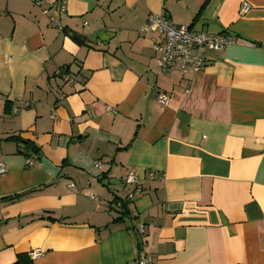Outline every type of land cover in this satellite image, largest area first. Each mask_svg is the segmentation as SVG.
<instances>
[{"label":"crops","instance_id":"crops-1","mask_svg":"<svg viewBox=\"0 0 264 264\" xmlns=\"http://www.w3.org/2000/svg\"><path fill=\"white\" fill-rule=\"evenodd\" d=\"M153 14L237 43L161 74ZM59 21L0 0V264H137V223L150 264H264V0H66Z\"/></svg>","mask_w":264,"mask_h":264},{"label":"built area","instance_id":"built-area-1","mask_svg":"<svg viewBox=\"0 0 264 264\" xmlns=\"http://www.w3.org/2000/svg\"><path fill=\"white\" fill-rule=\"evenodd\" d=\"M34 5L41 9L42 14L47 17L52 27L58 31H63L59 18L66 13V0H30ZM249 6L244 5L241 13L245 14ZM141 35L151 34V49L155 60V65L161 74L179 73L182 75L201 72L206 66V52H220L225 47L235 45L237 40L228 34L212 36L203 32H197L183 25L172 24L164 14L150 15L144 24L140 27ZM159 104L165 105L167 97L159 94L156 97ZM23 108L31 106L30 103L19 102ZM20 108H13L12 114H17ZM50 120L54 121L56 115L51 111ZM95 169H100L101 164L95 162ZM6 173V168L0 164V176ZM152 174L149 178L152 179ZM126 186L132 188L127 199L134 201L141 195V182L132 171L127 172L123 177ZM73 186L69 185L71 189ZM92 201H96L91 197ZM140 235H145V227L139 224L137 227ZM41 252L35 251L32 256H39ZM137 264H150V261L144 252H141L137 259Z\"/></svg>","mask_w":264,"mask_h":264},{"label":"trees","instance_id":"trees-1","mask_svg":"<svg viewBox=\"0 0 264 264\" xmlns=\"http://www.w3.org/2000/svg\"><path fill=\"white\" fill-rule=\"evenodd\" d=\"M207 3V2H206ZM203 8V7H202ZM199 16H196V18ZM68 37H70L77 45H82L84 42L82 39L79 38V36H75L74 34H67ZM68 74V68H62L60 71V77L62 75H67ZM11 140L15 141V142H22L25 144V146H27L28 148H32L35 150V146L30 144V142H25V141H21L18 139H14L12 138ZM124 184V182H123ZM125 185V184H124ZM126 186V185H125ZM126 187H130V186H126ZM131 188V187H130ZM132 190V188H131ZM131 190L129 191V193L131 192ZM126 195V197L124 199H119V200H113V206H112V210L116 213L117 218L114 220V223H122L124 222L126 219H130L131 217H129V205L132 201H129L127 199L128 194ZM23 196L21 195H16V196H12L6 199V201L9 202H14L16 200L21 199ZM111 204V205H112ZM136 218H133V220H131V226L135 225L136 222ZM139 223H137L136 228H133L131 231L132 232V236L134 238L135 241V247H136V262L138 259V256L142 251V242H141V238H144L143 235H140L138 233L137 227H138ZM140 238V239H139ZM13 264H34V262L31 260L30 256L28 254H19L16 257V261Z\"/></svg>","mask_w":264,"mask_h":264},{"label":"rangeland","instance_id":"rangeland-1","mask_svg":"<svg viewBox=\"0 0 264 264\" xmlns=\"http://www.w3.org/2000/svg\"><path fill=\"white\" fill-rule=\"evenodd\" d=\"M155 61V60H154Z\"/></svg>","mask_w":264,"mask_h":264}]
</instances>
